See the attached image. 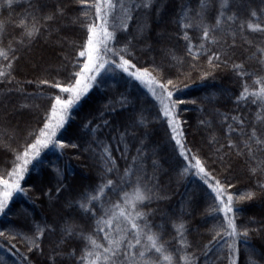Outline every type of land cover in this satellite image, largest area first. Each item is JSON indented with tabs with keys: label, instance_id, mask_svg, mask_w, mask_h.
Masks as SVG:
<instances>
[{
	"label": "trees",
	"instance_id": "trees-1",
	"mask_svg": "<svg viewBox=\"0 0 264 264\" xmlns=\"http://www.w3.org/2000/svg\"><path fill=\"white\" fill-rule=\"evenodd\" d=\"M30 2L35 4L36 0H13L9 9L6 0H0V23L4 24L6 33L11 34L5 36L0 48L7 51L9 40L13 41L14 47L19 48V58L13 61L11 70L7 68V61L0 57V70L6 75L11 71L14 77L11 84H0V101L3 102L0 104V163L4 162L0 164V172L11 168L13 150L24 143L29 132L42 126L39 121L46 118L50 100L59 93L50 84H40L39 81H63L70 73L78 70V67H73V62L83 31L78 25L70 23V20L79 15V10H83L85 6L77 5L75 0H46V11L56 4L67 5L65 17L58 21L61 31H53L51 35L44 32L29 47H24L16 43L21 32L17 25L21 19L26 22L30 19L26 17V13L31 11ZM210 4L205 22L214 24L220 0H210ZM198 9L199 0H155L152 9L141 11L136 21L130 25L129 31L119 35L123 42L129 36H136L137 24L144 25L143 35L136 36L133 41L136 59L146 67L159 65L163 76L176 83L173 98L185 101L178 111L187 147L208 161L217 178H226L233 185L229 191L236 198L238 230L243 227L257 230L249 232L247 241L243 238L237 241L236 264H251L252 260H257L259 264V258L264 254V194H259L256 182L264 177L259 172L250 174L244 157H237L234 151L229 154L232 169L226 172L218 162V155L228 151L227 147L220 149L221 144L226 145L228 139L239 140L238 132L229 133V125L237 127V122L232 120L233 116L243 114L258 127L261 125L257 116L264 119V111H257L258 105L245 104L243 101L237 104L236 97L245 82L250 86V91L258 86L253 84V78L238 76L232 67L233 63L244 62L249 72L258 69L257 60L250 58V54L256 52V45L264 47V33H254L245 28V32L240 34L237 26L241 21L264 25V0H229L226 16L235 12L238 18L234 22L222 21L217 34L225 35L228 44H231V32L237 31L236 45L232 49L234 55L230 53L228 64L222 63L206 78H201L200 71L190 68L193 61L186 55L187 41L184 39L187 31L193 44L198 45L201 31L195 23L188 29L181 28L179 23L184 10L192 16ZM254 10L257 11V16L251 17L250 13ZM245 40L253 43L245 44ZM54 42H60L61 47H56V50L47 49ZM207 47L217 50L211 44ZM38 50L43 51L44 55L50 53L49 59L53 58V64L61 65L62 69H50L44 73L34 70L30 63L39 54ZM169 53L182 59L183 63L172 60ZM208 55L210 53L202 54L195 63L207 67ZM256 56L259 57L260 53L256 52ZM8 87L13 91L6 94ZM17 88L23 91H15ZM21 104L28 107L21 108ZM158 109L159 102L138 81L125 74L105 75L102 84L94 86L81 98L70 111L67 120L65 119L64 126L58 130L57 138L65 147L60 149L50 145L29 165V171L21 181L22 187L27 189V195H14L6 214L0 215V230L15 226L18 231L31 236L39 225L45 229L39 240L44 255L39 257L34 253L32 259L35 264H72L69 253L76 249V255H81L84 242L78 236H73L71 240L64 237L62 241L61 230L66 225L75 224L79 226L77 231L83 229L85 234H93L95 220L85 218L78 205L70 208L66 202L79 200L81 194L91 192L101 182L98 160L100 149L92 143L96 136L110 147L116 159L119 171L109 177L114 180L123 176L132 157L137 156V149L143 152L140 166L148 177L153 178L151 186L154 192L151 202H146L143 211L149 213L148 221L154 226L153 231L160 233L169 252L180 248L176 242L178 237L174 223L178 225L184 222L187 229L185 236L191 245L188 251L195 250L198 264H229L228 250L223 241L213 243L209 248L204 247L215 234L212 229L219 224L222 214L208 211L213 204L214 194L194 171L181 175L186 162L174 149L167 122L156 118ZM5 110H12L15 115L34 113L23 129L17 135L14 134L12 142L3 135V129L10 132L3 122ZM140 116H143V123L139 121ZM132 120H136V126H129L127 134L121 140L119 134L125 131V126L130 125ZM105 121L108 122L107 127L103 126ZM93 128L97 129L95 133ZM72 144L77 147H71ZM217 149H220V153H217ZM137 159L139 164L141 158ZM252 166L255 167V161H252ZM56 169L60 170L59 175ZM60 184H63V188L57 193L55 189ZM252 190L258 192L256 197L251 200L239 199V196ZM109 195L113 202L118 199L111 193ZM49 226L55 227L56 231L48 230ZM102 235L99 234L97 238L100 239ZM17 247L20 251H25L24 244H17ZM253 250L255 255H250ZM205 252L206 256L203 254ZM49 257L52 259H48ZM0 264H18V257L0 248Z\"/></svg>",
	"mask_w": 264,
	"mask_h": 264
},
{
	"label": "snow or ice",
	"instance_id": "snow-or-ice-1",
	"mask_svg": "<svg viewBox=\"0 0 264 264\" xmlns=\"http://www.w3.org/2000/svg\"><path fill=\"white\" fill-rule=\"evenodd\" d=\"M9 9L13 0H6ZM77 5L85 6L79 10V15L71 18L70 23L78 25L83 31L80 37L79 45L75 50V59L73 67L78 70L70 73L63 81L41 79L40 84L48 85L58 89L59 93L50 100V109L45 113V119L39 121L42 125L38 129H33L25 137L24 143L17 149H14V159L10 169L0 172V215L6 214L9 202L17 193L27 195V189L22 187L21 181L24 175L29 171V165L33 160L40 156L43 149L50 145L53 148L63 149L65 145L57 138V132L64 126L65 119L69 115L82 97L85 96L94 86H99L103 82L105 75L125 74L134 81L144 85L151 95L159 102L157 119L167 122L171 130V140L174 141V149L178 151L179 157L183 158L185 165L181 175L193 172L200 180L211 190L213 204L209 208L210 213L222 214V219L218 225L212 229L214 235L208 244L209 248L213 243L224 242L228 252L229 264H236L235 257L238 253L237 241L243 238L249 239V229L243 227L238 230L236 223V198L229 191L233 187L225 178H217L215 171L211 169L208 161L201 158L199 154H194L187 147L182 128V121L178 108L185 101L174 99V91L177 89L173 79L165 78L163 70L159 65L144 66L139 64L136 59V51L133 41L136 36H142L144 25H136V36H129L123 42L120 39V33H127L130 25L136 21L137 15L143 11L147 12L155 6V0H75ZM210 0H199V9L194 15L189 16L187 10L179 18L180 27L183 29L192 28L193 24L200 29L201 36L199 44H193L187 31L184 33V39L187 41L186 55L192 58L193 63L189 66L193 70L201 72V78L211 76L213 71L220 65L228 64L231 58L230 53L234 55L232 49L236 45L237 31L240 34L245 32V28L251 32L264 33V25L253 23L251 21H241L237 26V31H232V43L228 44L225 35H218L222 21H235L237 13L233 12L226 16V10L229 8V0H220L218 14L215 17L214 24L205 22V17L209 11ZM48 5L46 0H36V3H29L30 12L26 13L29 20L21 19L17 25L21 29L20 38L16 43L21 46L29 47L44 32L49 35L53 31H61L58 21L65 17L67 5L56 4L51 10L46 11ZM251 17L257 16V11H251ZM6 35L5 26L0 23V44ZM245 44L251 45L253 41L245 40ZM216 46L217 50H212L207 45ZM19 48L13 46V41L9 40L7 51L0 48V57L7 61V68L12 69L13 61L18 60L17 53ZM256 52L260 56H256ZM256 52L250 54V58L257 60L258 69L249 72L244 62L233 63L232 67L240 77L253 78V84L258 87L250 91L247 82L243 84L242 91L236 97L239 105L241 101L245 104L258 105L257 111H264V47L256 45ZM208 55L207 67L199 66L198 61L202 54ZM172 60L182 64L183 60L177 58L173 53H169ZM0 84L8 85L13 82L11 71L7 75L0 70ZM31 83V82H29ZM12 88H6V94L11 93ZM15 91L22 92L21 88ZM0 104H3L0 101ZM123 106V105H122ZM21 108L28 105L21 104ZM4 115L8 112L5 110ZM227 119V117H225ZM256 123L249 121L243 114L239 117L233 116L232 120L237 122V127L229 125V133L238 132L239 140L228 139L227 144H221L220 149L227 147L228 151L218 155V162L224 167L226 172L232 169L229 154L234 151L237 157H244L250 174H257L264 177V119L257 116ZM140 123L144 122L143 116L139 117ZM136 120H132L130 125L125 126V131L121 132V140L127 134L129 126L135 127ZM201 123H205L201 121ZM86 127L88 125H85ZM104 127L108 122H104ZM248 129L247 131L245 129ZM7 131V129H5ZM95 133L97 129L93 128ZM13 134L16 129L13 128ZM29 139L31 142H29ZM92 143H95L100 149L98 160L100 162V184L89 193L81 194L79 200L67 201L68 207L72 208L78 205L79 210L87 219L95 220V230L93 234H85L83 229L77 231L75 224L66 225L62 229V241L64 237L69 240L73 236H78L83 242L81 255H76V249H73L69 256L72 258V264H198L195 250L188 251L191 245L187 241L184 222L174 226L177 228V244L180 248H174L169 252L162 242L158 231H153V225L148 221V212L143 211L146 202H151L154 192L151 186L152 177H148L144 168L143 152L137 149V156L132 157L131 164L124 169L123 176L119 179L109 178L114 172H118L116 159L112 155L110 147L98 137L94 136ZM71 147H77L72 144ZM217 149V153H220ZM95 152L96 150L93 149ZM259 154V155H258ZM125 155V153H122ZM137 157H140L138 164ZM255 161V167L252 166ZM217 161H214V163ZM57 175L60 170L56 169ZM63 184L56 187L57 193L61 192ZM256 188L259 194H264V179H258ZM255 190L248 191L241 196V200H251L258 195ZM109 193L118 197L115 202ZM48 230L56 231L55 227L49 226ZM45 229L37 225L35 232L29 236L16 229L15 226L0 230V248L12 252L18 257V264H35L32 259L35 253L43 257L44 252L39 243ZM103 234L100 239L99 234ZM101 239L103 242H101ZM24 244L25 251H20L17 244ZM205 256L207 252L203 253ZM59 255V253H57ZM250 255H255L254 250ZM48 259H52L49 257ZM251 264H258L257 260H252ZM259 264H264V254L259 258Z\"/></svg>",
	"mask_w": 264,
	"mask_h": 264
},
{
	"label": "rangeland",
	"instance_id": "rangeland-1",
	"mask_svg": "<svg viewBox=\"0 0 264 264\" xmlns=\"http://www.w3.org/2000/svg\"><path fill=\"white\" fill-rule=\"evenodd\" d=\"M56 47H61V43L60 42L59 43L58 42L51 43V45L48 46L47 49L56 50ZM50 57H51L50 53L44 55L43 51H39V54L30 63L31 67L34 70L37 69L39 72H42V73L48 72V70H50V69H54V70L62 69L61 65L55 66L53 64L54 62H52L54 59L53 58L49 59ZM32 115L34 116V113L33 114L28 113V114H23V115H15V114H13L12 110H9L8 115L7 116L4 115V119H3V122L6 123L5 128L10 129V132H9V130L5 131V129H3L4 130L3 135H5V138L8 137L9 139H11L10 142H12L14 136L18 134L19 130H22L23 129L22 127H24V125H26L33 118ZM66 120H67V117H66ZM13 128L16 129L15 135L13 134V132L11 133ZM14 141H16V140H14ZM2 163H4V162H2ZM2 163H0V164H2Z\"/></svg>",
	"mask_w": 264,
	"mask_h": 264
}]
</instances>
